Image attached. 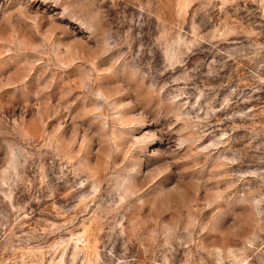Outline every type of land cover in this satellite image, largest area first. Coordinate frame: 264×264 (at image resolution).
Segmentation results:
<instances>
[{
  "label": "rangeland",
  "instance_id": "rangeland-1",
  "mask_svg": "<svg viewBox=\"0 0 264 264\" xmlns=\"http://www.w3.org/2000/svg\"><path fill=\"white\" fill-rule=\"evenodd\" d=\"M0 264H264V0H0Z\"/></svg>",
  "mask_w": 264,
  "mask_h": 264
}]
</instances>
